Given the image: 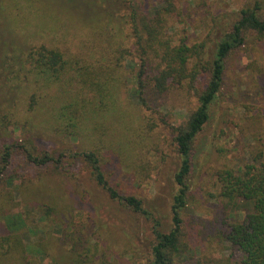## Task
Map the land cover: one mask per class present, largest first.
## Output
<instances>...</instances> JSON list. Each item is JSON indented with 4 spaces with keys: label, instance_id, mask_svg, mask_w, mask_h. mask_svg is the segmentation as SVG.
<instances>
[{
    "label": "rangeland",
    "instance_id": "1",
    "mask_svg": "<svg viewBox=\"0 0 264 264\" xmlns=\"http://www.w3.org/2000/svg\"><path fill=\"white\" fill-rule=\"evenodd\" d=\"M129 1L154 10L166 5L164 0ZM255 1L174 0L172 10L164 13L168 31L175 40L204 41L208 59L240 18V10ZM129 9L124 0H0V151L18 135L11 123L6 125L9 110L16 107L22 116L30 115L16 101L14 88L31 46L58 48L88 67L104 65L116 84L115 111L97 120L93 132L78 143L41 132L35 134L37 143L51 152L96 151L110 185L140 199L160 229L169 231L179 191L175 176L181 167L176 129L197 109L198 97L183 82L161 95L146 94L147 107L138 104L134 76L140 60L131 48L130 26L122 19ZM120 49L132 53L122 56ZM37 117L31 116V123L40 127L37 123L46 116ZM256 160L264 161V38L248 33L245 44L227 61L211 119L195 142L182 213L187 260L177 258L176 264H230L229 259H235L225 240L226 213L217 177L221 170ZM80 164H74L71 174L52 176L47 168L15 155L0 175V242L6 215L23 212L29 226L37 228L20 231L23 243L33 247L27 262L18 261L12 251L11 258L0 256V264H150L151 218L109 199ZM48 207L59 214L45 216Z\"/></svg>",
    "mask_w": 264,
    "mask_h": 264
},
{
    "label": "trees",
    "instance_id": "2",
    "mask_svg": "<svg viewBox=\"0 0 264 264\" xmlns=\"http://www.w3.org/2000/svg\"><path fill=\"white\" fill-rule=\"evenodd\" d=\"M173 1L164 0L166 5L154 10L124 0L130 11L122 18L130 26L131 48L140 60L134 76L138 104L147 107L146 94L161 95L175 84L183 85V82L198 97L197 109L176 129L175 143L181 167L175 176L179 191L172 206L173 226L169 231L160 229V223L144 210L140 199L123 195L110 185L96 151L51 152L37 143L35 134L38 132L45 136L57 134L67 143H78L89 130L93 132L92 127L97 120L115 111L116 84L110 76L111 71L104 65L88 67L58 48L44 44L31 46L21 66L22 78L14 88L19 94L16 101L25 106L30 115L22 116L16 107L9 110L5 115L6 125L11 123L12 133L18 135L0 151V175L8 170L18 154L30 165L47 168L52 176L71 174L74 164L81 162L88 178L103 188L109 199L124 203L135 213L151 218L154 243L150 264H176V259L183 257L186 246L181 241L182 213L187 207V179L192 171L195 142L211 119V108L223 87L229 57L245 44L248 33L256 34L258 39L264 38V4L256 0L253 6L240 10V18L221 38L211 57L206 59L204 41L190 44L184 39L175 40L170 35L164 13L172 10ZM117 52L122 56L132 53L127 49ZM197 83L202 85L201 88L197 87ZM37 115L47 117L37 123L42 128L31 123L30 117ZM33 129L38 131L30 133ZM23 132L27 133L26 138L20 139ZM256 161L218 173V197L227 221L225 240L230 245L232 257H235L234 260L229 259L230 264H264V161ZM56 214L53 207L46 208L45 216H57L59 213ZM41 216L45 222L46 217ZM32 226H29L23 212L5 216L0 242L3 259L11 258L13 251L17 253L18 261L22 258L28 261L26 254L33 247L23 243L20 231L37 228Z\"/></svg>",
    "mask_w": 264,
    "mask_h": 264
}]
</instances>
